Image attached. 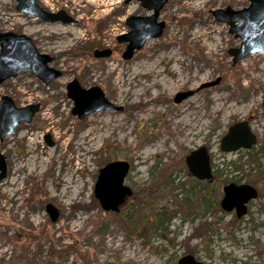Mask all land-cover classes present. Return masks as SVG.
<instances>
[{"label":"rangeland","instance_id":"rangeland-1","mask_svg":"<svg viewBox=\"0 0 264 264\" xmlns=\"http://www.w3.org/2000/svg\"><path fill=\"white\" fill-rule=\"evenodd\" d=\"M38 1L77 21L42 23L18 13L13 0H0V30L28 36L61 72L48 85L29 73L0 83V96H11L17 106L40 103L30 123L0 142L7 165L0 180V264H20L21 252L31 264H177L188 253L209 264H264V55L232 64L230 52L240 40L211 13L241 9L249 0H168L159 15L162 34L128 60L115 37L127 31L126 17L150 14L138 1ZM104 48L110 56H93ZM217 77V85L198 89ZM72 78L86 88L99 86L122 110L78 119L65 91ZM187 90L193 94L173 102ZM239 121L257 136L251 151L263 167L247 176L259 196L240 223L230 225L234 215L216 209L202 215L174 194L178 184L195 183L184 163L193 149L206 146L219 168L247 159V151L219 150L220 138ZM114 160L128 164L123 183L132 189L117 213L97 208L93 195L98 170ZM221 182L208 183L210 195L220 194ZM47 202L59 209L56 221L45 211ZM160 210L175 214L157 231L153 220ZM220 214L222 221L214 224Z\"/></svg>","mask_w":264,"mask_h":264},{"label":"water","instance_id":"water-1","mask_svg":"<svg viewBox=\"0 0 264 264\" xmlns=\"http://www.w3.org/2000/svg\"><path fill=\"white\" fill-rule=\"evenodd\" d=\"M16 10L30 18L40 20L42 23L73 25L76 20L65 10L49 12L42 8L36 0H13ZM150 12L149 15H130L125 19L128 32L116 36L118 43H125L121 58L131 59L134 52L139 50L148 39L159 37L165 27V22L158 20L160 10L167 0H136ZM214 18L228 25V32L239 38V46L234 48L232 64L246 55L261 53L264 55V0H249V4L241 9L230 7L216 8L211 11ZM111 49H95V58H105L111 55ZM52 57L36 50L31 39L25 34L13 32H0V83L7 78L15 77L20 73H29L36 76L43 84L48 85L58 79L61 72L48 64ZM220 77L213 81L201 84L198 89L217 85ZM66 96L72 100L71 113L78 119L101 111L122 110V107L109 101L101 88L97 85L83 87L77 78H72L65 86ZM193 94L192 90L179 91L173 96V102L179 103ZM40 103L26 104L17 107L12 97L4 94L0 97V142L12 134L20 123H30L39 111ZM48 145H52L49 134L44 135ZM256 143V136L251 131L247 121L231 124L225 134L220 138L219 150L221 152H235L239 149H250ZM185 165L192 177L199 181L212 179L210 156L206 146L191 150L184 158ZM129 166L123 161H111L98 170L94 183L93 194L101 209L110 212H119L120 205L132 194L129 186L123 183ZM7 165L4 155L0 152V180L6 176ZM256 197L253 187L243 184H228L223 188L220 200L221 209L229 212L235 209L237 218L246 214L248 200ZM45 210L51 221H56L59 212L57 208L48 203ZM177 264H208L195 259L190 254L179 258Z\"/></svg>","mask_w":264,"mask_h":264},{"label":"trees","instance_id":"trees-1","mask_svg":"<svg viewBox=\"0 0 264 264\" xmlns=\"http://www.w3.org/2000/svg\"><path fill=\"white\" fill-rule=\"evenodd\" d=\"M247 155L249 158L244 161H240L241 158L239 160H229V161L223 162L222 167L220 168L218 166H215L211 161V166L214 168L213 177L221 179V181H224V182L232 179V177L228 176V173H227L228 171L226 169H229L230 172L234 170H239L243 174L241 176V179L251 174L252 171H254L255 174H257V172L260 173L261 167L263 166L260 165L258 162L257 152L247 153ZM247 164H249L248 167L246 166ZM245 166L246 168H244ZM245 169L248 170V172H245ZM263 172H264V168H263ZM193 180L195 181V183L193 185L188 186L187 188L184 187L185 186L184 183L178 184L177 189L180 188L181 190L179 192L176 191L174 196L175 197L179 196V202L186 208H189L192 204L196 205L198 208H200L202 215L204 213L206 214L207 212H211V210H214V209H216L220 213L222 212V215H223L224 211H222L219 208L216 200H214V198H212V196L208 192H206L208 183L199 182L194 178ZM197 186H200V187L197 188ZM95 203H96V207L98 208L99 207L98 202L95 201ZM174 214L175 213H172L167 210H160L159 212H156L154 214L155 216L153 220L155 229L157 231H160L163 223L165 221L168 222L170 217L173 216ZM222 215L221 214L217 215L214 218L215 220L214 224H219L222 221V217H223ZM192 220L193 221L195 220L194 216L191 217V221ZM240 221H241V218H236L235 216H233L229 224L238 225ZM204 227H205V230H207V228L210 227V224L205 223ZM131 229L133 228L131 227ZM198 230H199L198 228H195L191 235L196 236ZM16 258L19 259L20 264H31V259H29V255H27L26 252H21Z\"/></svg>","mask_w":264,"mask_h":264},{"label":"flooded vegetation","instance_id":"flooded-vegetation-1","mask_svg":"<svg viewBox=\"0 0 264 264\" xmlns=\"http://www.w3.org/2000/svg\"><path fill=\"white\" fill-rule=\"evenodd\" d=\"M37 1V0H36ZM38 2V1H37ZM73 18H75V17H73ZM124 23H125V20H124ZM125 25H126V23H125ZM126 27H127V31H120V33H119V35H123V34H125L126 32H128V26L126 25ZM0 32H2L1 30H0ZM15 33V32H14ZM117 42V41H116ZM119 44H124V47H125V43H119ZM256 136V135H255ZM256 143H257V136H256ZM255 143V144H256ZM253 147V146H252ZM251 147V148H252ZM251 148L250 149H247V150H243V149H239V150H237V151H247L246 153H252V151H251ZM236 151V152H237ZM249 157H248V155H247V159H248ZM246 166H248V164L246 165ZM245 172H248V170H245ZM239 173V174H238ZM243 174L239 171V170H234L233 171V175L232 176H230V177H232V179H230V180H228V181H226V182H224V181H222L221 182V189H220V194H218V196L216 197H213V195H211L212 196V198H214V200H216V202H217V204H218V206H219V208L221 209V206H220V200H221V198H222V196H223V188L226 186V185H228V184H234V185H237V186H239V185H243V184H247V185H249V186H251V187H253L254 189H255V191H256V197L254 198V199H256L258 196H259V191H258V189H257V187L255 186V184H253L252 182L250 183L249 181L247 182V176L245 177V178H242L241 179V176H242ZM249 176V175H248ZM214 177H212V179H213ZM211 179V180H212ZM210 180V181H211ZM198 181V180H197ZM210 181L209 182H207V183H210ZM199 182H203V181H199ZM212 189V188H211ZM206 192H208L209 194H210V190L208 189V190H206ZM254 199H251V200H248L247 201V203L245 204V206H246V214H247V212H248V210H249V207H250V204H251V202L254 200ZM48 203H50V204H52V205H54L53 203H51V202H47L46 204H48ZM45 204V205H46ZM55 206V205H54ZM56 208H57V210H58V212H59V209H58V207L57 206H55ZM44 208H45V206H44ZM222 210V209H221ZM46 211V210H45ZM223 211V210H222ZM225 212V211H224ZM47 213V212H46ZM228 213H230V214H232V215H234V216H236V214H235V209H232L231 211H229ZM48 217H49V215H48ZM50 219V218H49Z\"/></svg>","mask_w":264,"mask_h":264},{"label":"bare ground","instance_id":"bare-ground-1","mask_svg":"<svg viewBox=\"0 0 264 264\" xmlns=\"http://www.w3.org/2000/svg\"><path fill=\"white\" fill-rule=\"evenodd\" d=\"M32 156V155H31ZM33 158V157H32ZM33 160V159H32ZM27 162V161H26ZM31 162V161H30ZM31 164V163H30ZM25 166H28L27 164ZM30 167V166H29ZM29 167H26V168H29ZM33 167V166H32ZM27 171V170H26Z\"/></svg>","mask_w":264,"mask_h":264},{"label":"built area","instance_id":"built-area-1","mask_svg":"<svg viewBox=\"0 0 264 264\" xmlns=\"http://www.w3.org/2000/svg\"><path fill=\"white\" fill-rule=\"evenodd\" d=\"M52 9V8H51Z\"/></svg>","mask_w":264,"mask_h":264}]
</instances>
